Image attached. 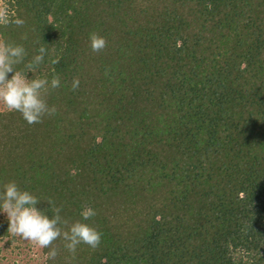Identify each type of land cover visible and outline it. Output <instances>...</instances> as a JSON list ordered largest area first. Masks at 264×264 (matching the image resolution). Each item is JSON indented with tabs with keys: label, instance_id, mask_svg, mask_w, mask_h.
Listing matches in <instances>:
<instances>
[{
	"label": "trees",
	"instance_id": "trees-1",
	"mask_svg": "<svg viewBox=\"0 0 264 264\" xmlns=\"http://www.w3.org/2000/svg\"><path fill=\"white\" fill-rule=\"evenodd\" d=\"M0 38L26 49L18 70L46 47L28 78H61L43 123L0 112V187L70 223L89 204L102 233L30 259L264 264V0H4ZM0 239L16 240L3 213Z\"/></svg>",
	"mask_w": 264,
	"mask_h": 264
},
{
	"label": "clouds",
	"instance_id": "clouds-1",
	"mask_svg": "<svg viewBox=\"0 0 264 264\" xmlns=\"http://www.w3.org/2000/svg\"><path fill=\"white\" fill-rule=\"evenodd\" d=\"M17 24L22 26L23 21H17ZM107 46L106 37L97 32L89 34V47L93 53L99 54ZM46 54V47L41 46L38 54L25 64L27 71L18 70L16 66L23 64L27 56L26 49L22 44L0 38V106L8 113H20L29 125L43 123L45 117L57 113L55 105L49 106L47 97L61 86L59 74L53 70L54 75L50 81L46 76L28 78L29 73L44 62ZM52 63L58 64L59 61L54 60ZM79 84V78L73 77L72 90H78ZM41 202H46L50 207L38 208ZM81 207V219L70 223L61 215L63 207L57 206L53 199L41 200L33 192L22 189L14 180L0 187V213L6 214L8 232L33 243L39 249H48L45 255L49 261H55L59 255V248L55 245L58 239L64 242L63 247L72 259L81 244L91 249L100 246L102 233L87 223L97 213L89 204Z\"/></svg>",
	"mask_w": 264,
	"mask_h": 264
},
{
	"label": "rangeland",
	"instance_id": "rangeland-1",
	"mask_svg": "<svg viewBox=\"0 0 264 264\" xmlns=\"http://www.w3.org/2000/svg\"><path fill=\"white\" fill-rule=\"evenodd\" d=\"M3 1L0 0V16L3 14ZM3 110L4 108L0 106V112ZM3 215L6 216V214ZM4 244L5 240L0 239V264H43L41 258L34 256L30 259L28 256H31L33 250L38 255L39 248L33 243L16 237L8 248H5Z\"/></svg>",
	"mask_w": 264,
	"mask_h": 264
}]
</instances>
